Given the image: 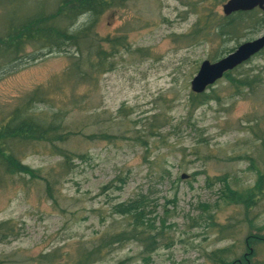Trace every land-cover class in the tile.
<instances>
[{"label": "rangeland", "instance_id": "374dc122", "mask_svg": "<svg viewBox=\"0 0 264 264\" xmlns=\"http://www.w3.org/2000/svg\"><path fill=\"white\" fill-rule=\"evenodd\" d=\"M36 1L0 0V34L8 15ZM224 1L126 0L106 9L95 25L100 45L110 51L106 39L121 42L91 81L68 74L76 53L69 45H26L16 64L0 66V116L39 87L45 98L34 109L48 115L59 109L64 124L82 131L59 143L77 153L68 168L46 143L22 155L55 173L53 198L43 179L27 174L0 182V220L12 225L0 239V264H73L80 247L127 225L111 204L137 194L156 224L164 219L159 244L147 253L134 239L113 243L94 264H215L206 256L211 249L234 244L236 253L245 251L244 237L264 223V208L253 225L237 222L230 236L214 230L209 214L220 222L243 217L238 205L218 197V177L227 175L234 186L255 178L246 155L264 150V48L233 71L254 79L251 86L238 91L222 76L206 88L203 103L189 101L190 80L204 58L215 60L264 32L257 8L238 36L218 34ZM102 131L112 135L101 137ZM255 249L234 264H264V243ZM48 251L51 260L40 256Z\"/></svg>", "mask_w": 264, "mask_h": 264}, {"label": "trees", "instance_id": "16d2710c", "mask_svg": "<svg viewBox=\"0 0 264 264\" xmlns=\"http://www.w3.org/2000/svg\"><path fill=\"white\" fill-rule=\"evenodd\" d=\"M9 1L16 2V0ZM125 2L126 0H55L50 4L46 0H37L32 4L33 8L30 7L24 12H21L22 9L12 12L7 16L6 31L0 34V66L9 63L16 64L24 54L26 45H33L38 49L47 47L50 50L69 45L76 48V53L73 54L74 59L69 64L68 74L76 75L83 81L93 80L95 73L106 69V66L109 65L108 56L119 47L117 45L121 42L117 37H114L113 41L109 38L106 39L109 46L113 48L110 51L100 45V39L103 38L95 31L98 17L106 9L123 5ZM257 8L238 10L225 15L224 20L217 27V33L229 38L238 36L240 27L247 19L253 17ZM83 15L86 16V19L82 23L76 24L77 19ZM257 18L264 20L263 10L262 15ZM82 60L84 66L81 63ZM240 64L226 70L223 74L228 81L236 86L238 91L244 86H251V82L254 80L247 75L238 76L233 73ZM208 97L206 91H191L189 101L192 106L196 107ZM44 98V92L39 87L34 88L22 96L4 115L0 116V182L15 174H27L31 178L43 179L48 196L53 198L52 185L58 180L55 173L43 172L40 167L29 165L23 161L22 155L36 144L46 143L63 156L64 160L61 163L68 168L71 166L72 154L76 155L77 153L61 144L65 143L72 134L82 131L64 124V116L59 109L50 115L36 111L34 107ZM111 135L112 133L106 131H102L100 134L104 138ZM262 151L260 153L259 150L257 156L246 155L249 161L247 167L255 170V178L252 183L245 186H234L228 180L227 175L218 177L221 181L218 197L226 204L238 205L243 214L239 220L235 221L232 218L233 221L228 220L227 222H220L214 219L212 213L209 214L210 224L221 236L234 235V227L242 219L253 225V218L258 213L257 208H264V150ZM202 205L208 206L206 203H202ZM146 206L147 202L142 194L113 202L111 204L112 211L127 218V225L119 230L101 235L99 240L91 246L80 247L73 264H94L97 260L102 259L104 246L122 243L130 239L140 242L143 251L147 253L155 249L162 236L163 229L161 227L165 223L162 218L161 224H156L155 219L148 215L151 209H147ZM11 226L8 220H0V239L6 237V230ZM255 227L256 231L249 230L245 235L243 240L245 251L242 253H236L234 244H226L209 250L206 256L215 264L247 262V256L254 253L256 244L264 243V233L262 232L264 223L259 226L255 225ZM50 254L51 252L48 251L40 253V256L42 255L43 259L51 260Z\"/></svg>", "mask_w": 264, "mask_h": 264}, {"label": "water", "instance_id": "95a60500", "mask_svg": "<svg viewBox=\"0 0 264 264\" xmlns=\"http://www.w3.org/2000/svg\"><path fill=\"white\" fill-rule=\"evenodd\" d=\"M258 7L264 11V0H225L222 9L225 14L238 10H249ZM264 47V32L251 39L243 40L232 50L215 60L204 58L190 80L194 92L205 91L208 85L222 77L226 70L232 69ZM184 176V174H182Z\"/></svg>", "mask_w": 264, "mask_h": 264}]
</instances>
